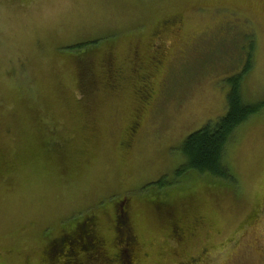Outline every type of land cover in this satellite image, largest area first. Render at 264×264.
<instances>
[{"label":"rangeland","instance_id":"obj_1","mask_svg":"<svg viewBox=\"0 0 264 264\" xmlns=\"http://www.w3.org/2000/svg\"><path fill=\"white\" fill-rule=\"evenodd\" d=\"M95 42L85 65L68 53ZM152 46L162 65L139 112L136 51L144 64ZM243 72L245 99L264 103V0H0V264H63L46 258L47 237L91 216L115 252L121 201L137 264H264V109L227 149L235 183L175 176L184 142L226 115ZM165 178L175 186L159 189ZM196 209L181 245L173 232Z\"/></svg>","mask_w":264,"mask_h":264},{"label":"trees","instance_id":"obj_2","mask_svg":"<svg viewBox=\"0 0 264 264\" xmlns=\"http://www.w3.org/2000/svg\"><path fill=\"white\" fill-rule=\"evenodd\" d=\"M96 44V42L87 45L79 44L72 48L73 52L68 53L73 55V57L78 56V61L85 65L87 62L86 58L95 49L93 46ZM88 47H93L92 51L89 49L83 51L85 52L83 53L82 50ZM96 51L101 52V50H98L97 48ZM157 52V46H154L153 57L144 62L145 64L148 63L145 70L151 77H153L154 72L157 71L159 65H162L163 54L159 51L161 57H157L159 56V53ZM85 54L86 56L83 58ZM155 54L157 58L154 57ZM138 70L139 69L137 68V71ZM117 74H119L118 71ZM231 82L232 85L227 97L226 115L215 123L207 124V126L193 133L186 139L181 148L184 157V164L176 172V177H181L184 178L183 180H186L194 175H198L201 177H208L215 183H218V181L235 183L230 168L228 167V163L226 162L227 149L239 128L263 111L264 103L253 104L245 99L243 92L245 85V72L233 77ZM108 89L112 92H118L121 90L117 78L109 82ZM154 97L155 96H153L152 99L148 96L142 97L138 101L140 107L139 112L140 110H145L146 106H149L150 109ZM55 134L56 133L52 132L47 141V144L53 150H56L58 144ZM157 183L159 189L167 188L166 186H175L173 183H167L166 178ZM174 183L178 184L180 181H174ZM178 190H180V188H178ZM153 203L157 207L156 211L164 218L168 219L170 213H173L168 211L171 207L170 204L166 206L165 202H159V205L155 201H153ZM122 204L123 201L118 202L115 207H119L118 210L123 209L122 212L125 214L127 225L120 230V226L118 227L117 237H119L121 241L118 240L119 238L117 240L115 238L110 243V245H113L115 248V252L110 253L107 250L106 241L101 237H97L96 231L98 230V226L96 227L94 223L95 221L98 223V220L91 216L83 219V224H81L80 229L75 226L73 228L75 232L70 231V233H66L65 231L63 239L57 237L51 238V236L47 237L49 239V243L46 246V258L48 261L61 258L59 261H62L63 264H137L136 261L140 258L137 251L141 246V242L135 235L133 226H131L130 206L126 205L125 209ZM196 211L197 209L195 210L194 215L190 213H187L186 215L181 214L180 220L183 226L180 228L177 227L179 229L174 230V232L172 231L173 237L179 241L181 245H185L187 241L194 237L197 227L199 224L201 225L199 220L202 219V216H197ZM82 225L85 226L84 230L81 232ZM92 225L93 228L91 227ZM187 225H189L188 229H186ZM87 243L88 246L86 247L85 244L87 245ZM142 257H147V255L145 254V256Z\"/></svg>","mask_w":264,"mask_h":264},{"label":"flooded vegetation","instance_id":"obj_3","mask_svg":"<svg viewBox=\"0 0 264 264\" xmlns=\"http://www.w3.org/2000/svg\"><path fill=\"white\" fill-rule=\"evenodd\" d=\"M136 54L138 57V61H137V65H134V66H135V69L138 68L139 70L137 71V77L135 79L134 93L136 96L137 95L140 97L148 96V97H151V99H152V97L155 95L152 77L145 70V67H146L144 65L145 63L144 64L141 63L139 52L136 51ZM151 57H153V46L151 48V53H149V55L145 57V62ZM149 77H150V79H149ZM122 210H120V213L122 212ZM198 262H200V259L195 258V259H192L191 261H189L187 264H197Z\"/></svg>","mask_w":264,"mask_h":264}]
</instances>
